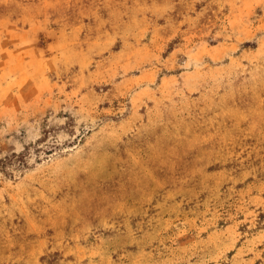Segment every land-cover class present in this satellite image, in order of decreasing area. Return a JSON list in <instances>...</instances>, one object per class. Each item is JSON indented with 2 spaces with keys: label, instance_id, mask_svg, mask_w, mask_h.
Segmentation results:
<instances>
[{
  "label": "rangeland",
  "instance_id": "rangeland-1",
  "mask_svg": "<svg viewBox=\"0 0 264 264\" xmlns=\"http://www.w3.org/2000/svg\"><path fill=\"white\" fill-rule=\"evenodd\" d=\"M0 264H264V0H0Z\"/></svg>",
  "mask_w": 264,
  "mask_h": 264
}]
</instances>
